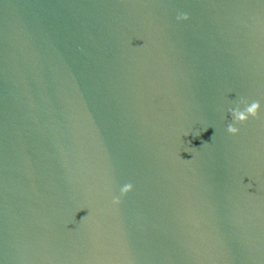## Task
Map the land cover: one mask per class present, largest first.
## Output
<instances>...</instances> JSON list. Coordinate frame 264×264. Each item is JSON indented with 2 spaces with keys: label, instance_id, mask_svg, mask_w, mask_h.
<instances>
[{
  "label": "water",
  "instance_id": "obj_1",
  "mask_svg": "<svg viewBox=\"0 0 264 264\" xmlns=\"http://www.w3.org/2000/svg\"><path fill=\"white\" fill-rule=\"evenodd\" d=\"M0 264H264V0H0Z\"/></svg>",
  "mask_w": 264,
  "mask_h": 264
},
{
  "label": "clouds",
  "instance_id": "obj_2",
  "mask_svg": "<svg viewBox=\"0 0 264 264\" xmlns=\"http://www.w3.org/2000/svg\"><path fill=\"white\" fill-rule=\"evenodd\" d=\"M180 20L188 19L187 13H180L177 17ZM241 103L244 105L243 108L237 106L230 110L233 123L228 124L227 131L230 134L236 135L240 132V128L237 127V124L246 123L250 117L259 118L261 103L257 101L248 102L247 100H242ZM134 185L132 183H127L120 189V196H115L113 198V203L119 204L121 203V196L127 195L130 191H132Z\"/></svg>",
  "mask_w": 264,
  "mask_h": 264
}]
</instances>
